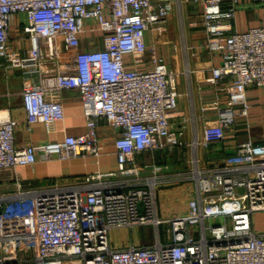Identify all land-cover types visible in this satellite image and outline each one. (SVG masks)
Masks as SVG:
<instances>
[{"label": "built area", "instance_id": "built-area-1", "mask_svg": "<svg viewBox=\"0 0 264 264\" xmlns=\"http://www.w3.org/2000/svg\"><path fill=\"white\" fill-rule=\"evenodd\" d=\"M183 1L198 6L192 24L204 28L205 48L220 54L207 80L227 79V100L204 107L218 114L195 137L197 148L225 140L238 115L249 112L248 88H264V19L233 30L238 0H0V65L5 79L22 71L27 126L65 119V89H77L86 106L84 132L26 146L16 144L19 119L0 107V171L12 170L15 185L0 193V264H264V230L255 226L264 211V140L240 142L217 162L201 164L196 152L189 171L196 195L187 212L173 216L158 210L166 166L136 160L186 143L185 123L173 120L181 112L180 72L146 39L150 30L167 29ZM20 13L27 22H18L21 48L14 50ZM104 120L119 131L116 170L47 187L19 178L17 166L40 158L99 156ZM141 225L155 228L152 243L112 240V229Z\"/></svg>", "mask_w": 264, "mask_h": 264}, {"label": "crops", "instance_id": "crops-1", "mask_svg": "<svg viewBox=\"0 0 264 264\" xmlns=\"http://www.w3.org/2000/svg\"><path fill=\"white\" fill-rule=\"evenodd\" d=\"M230 1L226 0V4H229ZM197 11L198 6L192 2L183 1L181 5L177 3L169 16L167 29L162 32L150 30L146 36L147 43L150 46L155 45L157 53L165 58L168 66L180 72L178 88L181 92V112L176 114L173 120L176 125L185 123V144H176L172 148L157 152H143L136 157L139 164H148L152 160H157L167 168L164 180L157 184L158 210L162 216L187 212L189 200L197 192L196 181L189 176V171L194 166L193 158L196 152L201 164L206 161L217 162L235 154L240 142L248 139H253L256 142L264 140V88L250 86L247 90L250 102L249 112L247 115H238L236 124L228 131L229 136L225 140L212 143L209 146L202 144L197 148L193 146L195 137L202 134L206 120L214 118L218 114L217 109H204V107L212 106L216 99L227 100L225 89L227 79L217 84L207 80L212 74V66L219 63L220 54H211L205 48L204 28L200 24H192L193 20L199 17ZM262 19H264V4L260 0H238V14L232 21V29H247L258 25ZM19 21L27 22L24 13L18 14L14 22L11 43V48L14 50L21 48L20 43L16 40L21 34L18 31L16 33V29L20 28L17 26ZM15 33L16 39L13 37ZM23 44L22 51L25 52L30 45L29 39L26 38ZM15 72L21 77V89L18 91L20 99L13 101L12 105L9 102L8 104L3 103L4 106L1 107H9L12 115L19 119V126L16 130L17 146L58 140L62 139L65 134H77L86 130V106L77 89H65L62 93L66 111L65 119L57 120L50 126L38 122L28 127L22 106V71L16 69ZM34 75V80L38 81L39 77ZM5 95L10 98V95L13 94L7 91ZM97 130L103 147L99 156L88 154L67 159L45 160L40 158L33 164L17 166L15 170L19 173V178L34 187H47L55 182H69L97 171L116 170L118 157L115 140L119 131L105 120L99 123ZM149 154L150 158H145ZM13 179L12 172L11 174L7 172L5 176L0 177V193L10 192L6 188L14 184ZM125 228L119 227L111 230L112 240L116 244H149L154 240L152 239L150 242L141 236H135L133 230L137 227H129L131 233L122 235L118 240L117 232L124 231Z\"/></svg>", "mask_w": 264, "mask_h": 264}, {"label": "rangeland", "instance_id": "rangeland-1", "mask_svg": "<svg viewBox=\"0 0 264 264\" xmlns=\"http://www.w3.org/2000/svg\"><path fill=\"white\" fill-rule=\"evenodd\" d=\"M17 31L20 33L23 32V30H21L20 28L16 29V33H17ZM16 33L13 34V37H15V39L17 37V36H15ZM3 73H4V70L2 68H0V107L4 106L3 103L8 104V102H9V104H11V105L14 104L13 101L18 100V98H19L18 91L21 89V77L18 73H16V72L11 73V76L9 79H5ZM7 91H10L13 94L12 96L10 95V98L6 97L7 95L4 96V94H6ZM15 92H16V94L14 95ZM149 156H150V154L148 156H146L145 158L149 159L150 158ZM7 172H9L11 174L12 170L0 171V177L5 176ZM149 172H150V169H146L145 173H149ZM14 187H15V185L13 184V185H11V187H7L6 189L11 191L12 189H14ZM4 188H5V186H4ZM207 223H209V221ZM255 226H256V228L264 230V211L257 212L255 214ZM126 233H129V234L131 233L129 227H126L124 229V231L119 230L117 232L116 238H118V240H119V239H121V236L122 235L124 236ZM133 233L135 234V236L136 235L141 236L143 239H146L150 242L152 239H155V228L152 225L137 226V229L133 230ZM153 241L154 240H152V242Z\"/></svg>", "mask_w": 264, "mask_h": 264}]
</instances>
